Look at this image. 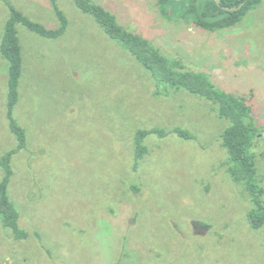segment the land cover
I'll list each match as a JSON object with an SVG mask.
<instances>
[{
    "label": "rangeland",
    "instance_id": "obj_1",
    "mask_svg": "<svg viewBox=\"0 0 264 264\" xmlns=\"http://www.w3.org/2000/svg\"><path fill=\"white\" fill-rule=\"evenodd\" d=\"M93 1L189 70L252 96L264 127V2L236 27L211 32L164 15L158 0ZM8 2L58 26L50 0H0V44ZM59 7L69 28L57 40L18 26L24 70L14 117L28 149L13 160L10 195L30 237L16 240L0 220V264H264V227H251V204L229 175L228 122L185 90L157 97L150 74L92 16L74 0ZM8 80L0 54V157L17 146ZM178 126L197 139L150 136L135 172L137 130ZM256 152L264 179V137Z\"/></svg>",
    "mask_w": 264,
    "mask_h": 264
},
{
    "label": "trees",
    "instance_id": "obj_2",
    "mask_svg": "<svg viewBox=\"0 0 264 264\" xmlns=\"http://www.w3.org/2000/svg\"><path fill=\"white\" fill-rule=\"evenodd\" d=\"M60 0H50L58 26L48 29L33 21L22 11L8 2L10 16L5 24L0 44V54L8 66L7 118L9 130L17 140V146L0 157V220L3 228L16 240H27L29 233L21 226V213L10 195V187L15 175V156L28 149L26 130L14 117L20 101V83L24 70L23 47L18 26L22 25L42 38L57 40L66 34L69 20L59 7ZM78 9L92 16L105 34L119 44L152 77L157 97L171 95L185 90L192 95L211 102L219 117L228 122L221 135L222 146L229 154V175L234 184L241 188L244 199L251 204L248 220L255 230L264 227V179L258 168L257 147L264 137V127L260 126L254 113L253 97L228 92L206 73L189 70L181 59H172L141 34L124 27L117 16L93 0H74ZM264 0H158V6L166 16L184 21L207 31L229 30L239 25L245 17L263 4ZM176 134L183 140H196L190 130L178 126L167 130L153 127L137 130L134 138V171L138 172L143 159L150 153L145 141L150 136L165 138ZM132 192H141L139 186H132Z\"/></svg>",
    "mask_w": 264,
    "mask_h": 264
}]
</instances>
